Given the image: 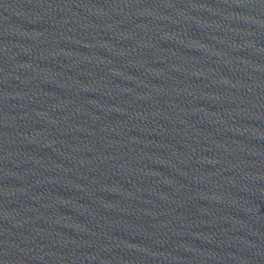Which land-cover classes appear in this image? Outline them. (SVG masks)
Wrapping results in <instances>:
<instances>
[{
	"label": "water",
	"instance_id": "1",
	"mask_svg": "<svg viewBox=\"0 0 264 264\" xmlns=\"http://www.w3.org/2000/svg\"><path fill=\"white\" fill-rule=\"evenodd\" d=\"M0 264H264V0H0Z\"/></svg>",
	"mask_w": 264,
	"mask_h": 264
}]
</instances>
